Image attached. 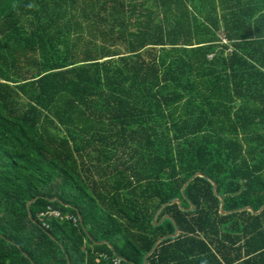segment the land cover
<instances>
[{"label": "trees", "instance_id": "16d2710c", "mask_svg": "<svg viewBox=\"0 0 264 264\" xmlns=\"http://www.w3.org/2000/svg\"><path fill=\"white\" fill-rule=\"evenodd\" d=\"M115 258L264 261V0H0V264Z\"/></svg>", "mask_w": 264, "mask_h": 264}, {"label": "crops", "instance_id": "0c3cea01", "mask_svg": "<svg viewBox=\"0 0 264 264\" xmlns=\"http://www.w3.org/2000/svg\"><path fill=\"white\" fill-rule=\"evenodd\" d=\"M241 12V10H239L236 14H235V16H237L239 13ZM222 13H223V10L221 9V8H219V7H217V14H219L220 16L222 15ZM245 26V25H244ZM242 30H244L245 32H247V33H249L250 34V32L246 29V27L245 28H243ZM225 35V33L224 32H220V36L221 37H223V40L225 41V42H227V41H230V39H228L226 36H224ZM233 35H234V33H233ZM243 38H246V37H244L243 36ZM238 40V39H237ZM191 208H193V207H191ZM247 208H250V207H245L244 209H241V210H239V211H242V210H246V211H249ZM251 209V208H250ZM261 210H262V208L259 210V211H257V212H261ZM225 212V211H224ZM249 212H251V213H254V214H256V212H252V210L251 211H249ZM226 213V212H225ZM259 213H257V214H259ZM221 214V213H220ZM222 215H224V214H222ZM178 234V232H176V235ZM173 237H175V236H173ZM258 264H264V261L261 259V260H259V263Z\"/></svg>", "mask_w": 264, "mask_h": 264}, {"label": "water", "instance_id": "95a60500", "mask_svg": "<svg viewBox=\"0 0 264 264\" xmlns=\"http://www.w3.org/2000/svg\"><path fill=\"white\" fill-rule=\"evenodd\" d=\"M196 176L201 177L202 175H201L200 173H196V174H195V177H196ZM191 180H192V179H191ZM191 180H190V181H191ZM214 188H215V184L212 183V189H213V191H214ZM35 201H36V200H33L31 203H34ZM172 203H176V204L179 205V204H180V200L176 199V200H174ZM28 205L30 206V204H28ZM247 209H248L249 211H251L250 208H247ZM220 213H221V214H225L224 210H222V209H220ZM257 213H259V212H256V214H257ZM173 236H177L176 233H175ZM157 243H158V242H157Z\"/></svg>", "mask_w": 264, "mask_h": 264}, {"label": "built area", "instance_id": "2783aa9c", "mask_svg": "<svg viewBox=\"0 0 264 264\" xmlns=\"http://www.w3.org/2000/svg\"><path fill=\"white\" fill-rule=\"evenodd\" d=\"M50 214H52L53 216H58V212H52V213H50ZM114 264H122V260L120 259V258H115L114 259Z\"/></svg>", "mask_w": 264, "mask_h": 264}, {"label": "rangeland", "instance_id": "374dc122", "mask_svg": "<svg viewBox=\"0 0 264 264\" xmlns=\"http://www.w3.org/2000/svg\"><path fill=\"white\" fill-rule=\"evenodd\" d=\"M191 207H192V206H191ZM191 207H190L189 209H192Z\"/></svg>", "mask_w": 264, "mask_h": 264}]
</instances>
